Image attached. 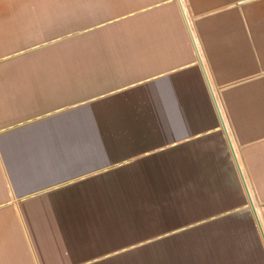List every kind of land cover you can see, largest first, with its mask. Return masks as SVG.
Wrapping results in <instances>:
<instances>
[{
	"label": "crops",
	"instance_id": "1",
	"mask_svg": "<svg viewBox=\"0 0 264 264\" xmlns=\"http://www.w3.org/2000/svg\"><path fill=\"white\" fill-rule=\"evenodd\" d=\"M47 54L89 62L35 63ZM97 106L118 123L99 135L118 138L112 151L87 140L97 119L79 114ZM107 184L152 193L116 198L107 216L93 205ZM127 203L135 225L180 245L94 256L115 226L134 225ZM256 217L262 226L264 0H0V264H264Z\"/></svg>",
	"mask_w": 264,
	"mask_h": 264
},
{
	"label": "rangeland",
	"instance_id": "2",
	"mask_svg": "<svg viewBox=\"0 0 264 264\" xmlns=\"http://www.w3.org/2000/svg\"><path fill=\"white\" fill-rule=\"evenodd\" d=\"M40 1H54V0H40ZM63 1H69V0H63ZM65 51V50H64ZM81 50H66L67 54H71V55H79L78 53H80ZM60 61V63H59ZM89 60L86 59L85 57H81V56H71V57H62V58H58V57H53V54H47V55H42L39 56L35 59V63H37L38 65H58V63L60 65H62L63 67H68V66H77V67H84L86 65H88ZM32 77H36L39 76V78L42 77V75H31ZM45 76V75H44ZM70 76L68 73H63L62 74V83H63V88L65 87L66 84L69 83L70 80ZM78 76V80H80L83 76H86L85 74H79ZM80 85L78 86V90H81ZM64 91V90H63ZM91 112V111H90ZM85 116L87 115L89 118H94L97 119V121H93L90 125V123H88L87 128H85L84 130L89 132L94 133V137L93 138H87V140L89 142H92V144L94 145V149H96L95 151H112L111 149L115 148L116 149L119 147L118 145V138H111L110 141L113 142L112 145L106 144L105 142L103 143V139L99 136L100 135V131H107L105 129H111L113 131H117L118 128V123H116L115 121H103V118L106 117H115L114 114H104L102 107L101 106H97V107H93V110L91 113L89 112H84V113H80L79 116ZM93 119V120H94ZM113 126V127H112ZM80 133V131H79ZM82 133H84V131H82ZM85 138H81L78 137L77 140H82ZM63 140V139H62ZM122 141V140H121ZM124 180V179H123ZM123 180H118V179H113L111 178L110 180H105L106 181H123ZM132 182V181H129ZM94 187V185H91L90 188ZM95 188V187H94ZM159 189L160 187H154V193L157 192V189ZM104 191L108 190V193H110V195H95L94 194V200H93V205L96 208L99 209H104L105 211L103 213H101L102 215H111V214H116V211H118V209H121L122 207L119 205V203L117 201H115L116 198L120 197L123 198V195H126V197L124 198H130L129 194H131V197H136L139 199H143L144 196L143 195H139V193H143L145 192L144 190L150 189L149 193H152V187H143V186H133V185H111V184H107L103 186ZM99 192L98 193H104L102 191V187H99ZM121 192V193H120ZM136 192L138 193V195H136ZM78 195L82 194L81 190H78ZM120 193V194H119ZM164 194L159 195L160 198H163ZM105 196L108 197H112L114 198L112 201H104L102 200ZM156 196V195H155ZM148 197V196H147ZM160 202L156 203L157 206L159 205ZM87 205H90V203H86ZM130 206V207H129ZM128 209V210H127ZM124 210H127V212L125 213V216L128 217L130 219V221L133 223L136 219H135V210L132 208V204L128 205V203L126 204V207L124 208ZM130 210V211H129ZM134 210V211H133ZM162 213V211H160V208H158L157 213L155 214V217L158 218V222H160V214ZM123 216V215H122ZM105 224L108 226H114L112 225V223H114L115 219H109V218H105L103 219ZM262 229L264 232V219L262 218ZM134 224V223H133ZM117 227L116 233H113L112 235H110V239L111 242H109V245H94V247H97L95 249H93V253L94 256H99L97 252H101V247H104L107 250V252L111 253V257L117 259V257L131 251L134 250L136 248H138L140 245H180V243H178L180 241V235L178 234H155V233H150V230L148 227L144 228V227H139L137 225H129L126 224L121 225V226H115ZM155 229V228H152ZM112 231V232H114ZM119 233V234H117ZM125 240V241H124ZM80 247V245H79ZM106 252V253H107ZM81 253V248H79V255ZM80 257V256H79ZM116 261V260H115ZM115 261H112L111 264H118L115 263ZM119 264H135V257L133 259H129L127 261H119Z\"/></svg>",
	"mask_w": 264,
	"mask_h": 264
},
{
	"label": "water",
	"instance_id": "3",
	"mask_svg": "<svg viewBox=\"0 0 264 264\" xmlns=\"http://www.w3.org/2000/svg\"><path fill=\"white\" fill-rule=\"evenodd\" d=\"M256 220H257V222H258V224H259V226H260V229H261V231H262V235H263V237H264V232H263V229H262V226H261L260 219H259L258 217H256Z\"/></svg>",
	"mask_w": 264,
	"mask_h": 264
}]
</instances>
